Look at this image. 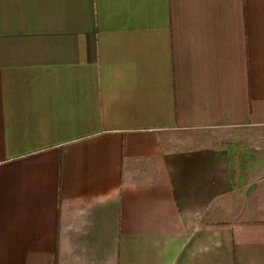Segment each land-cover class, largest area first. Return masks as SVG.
I'll use <instances>...</instances> for the list:
<instances>
[{"label":"crops","instance_id":"crops-1","mask_svg":"<svg viewBox=\"0 0 264 264\" xmlns=\"http://www.w3.org/2000/svg\"><path fill=\"white\" fill-rule=\"evenodd\" d=\"M0 264H264V0H0Z\"/></svg>","mask_w":264,"mask_h":264},{"label":"rangeland","instance_id":"rangeland-1","mask_svg":"<svg viewBox=\"0 0 264 264\" xmlns=\"http://www.w3.org/2000/svg\"><path fill=\"white\" fill-rule=\"evenodd\" d=\"M243 131H246V132H248V131H250V130H245V129H242V130H241V132H243Z\"/></svg>","mask_w":264,"mask_h":264}]
</instances>
